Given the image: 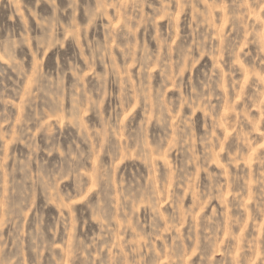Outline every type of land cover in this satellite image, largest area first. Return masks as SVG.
Here are the masks:
<instances>
[{
  "label": "rangeland",
  "instance_id": "374dc122",
  "mask_svg": "<svg viewBox=\"0 0 264 264\" xmlns=\"http://www.w3.org/2000/svg\"><path fill=\"white\" fill-rule=\"evenodd\" d=\"M0 264H264V0H0Z\"/></svg>",
  "mask_w": 264,
  "mask_h": 264
}]
</instances>
